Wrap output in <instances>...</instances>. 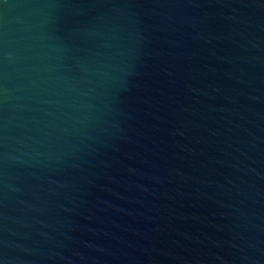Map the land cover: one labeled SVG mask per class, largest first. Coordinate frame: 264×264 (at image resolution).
I'll use <instances>...</instances> for the list:
<instances>
[{
    "label": "water",
    "instance_id": "water-1",
    "mask_svg": "<svg viewBox=\"0 0 264 264\" xmlns=\"http://www.w3.org/2000/svg\"><path fill=\"white\" fill-rule=\"evenodd\" d=\"M0 264H264V0H0Z\"/></svg>",
    "mask_w": 264,
    "mask_h": 264
}]
</instances>
